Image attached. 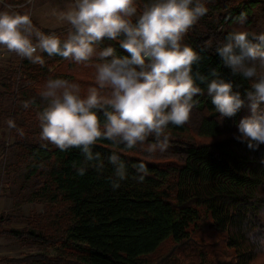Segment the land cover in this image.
Returning <instances> with one entry per match:
<instances>
[{
  "label": "trees",
  "instance_id": "1",
  "mask_svg": "<svg viewBox=\"0 0 264 264\" xmlns=\"http://www.w3.org/2000/svg\"><path fill=\"white\" fill-rule=\"evenodd\" d=\"M151 2L136 0L138 12ZM201 2L208 8L204 16L217 13L218 24L207 27L205 33L192 30L184 35L182 45L190 46L202 57L193 65V74L199 71L210 80V73L215 69L222 78L233 82L234 91L243 95L250 88V82L234 76L215 49L232 31L264 33V0ZM241 13L246 16L244 23L237 20ZM70 27L55 34L63 38ZM109 44L116 46L118 54H127L114 41L105 40L100 47ZM50 58L65 64L49 72L48 65L36 66L27 59L21 61L20 68L30 85H21L16 92L12 89L15 70H2L5 74L0 77L1 94L18 102H29V107L36 109L38 114L47 104L40 92L48 79L61 78L77 83L82 95L89 87L96 86L93 66L76 64L59 56ZM67 61L74 63L73 69ZM197 85L204 94L194 97L199 103L193 108L189 122L183 127L169 125L166 131L172 146L166 152L152 154L151 158L140 145L126 149L122 144L114 146L111 141L99 140L93 150L104 158L103 171L87 167L85 174L80 176L77 169L85 159L80 149L61 151L46 141H17L32 159L33 167L45 173L35 196L47 198V210L35 219L42 223L38 233L4 229L9 219L0 214V235L25 238L54 246L56 250L52 256L37 253L5 261L264 264V253L257 251L247 234L255 226L264 230V145L251 150L246 142L235 138L239 135V120L251 114L247 103L235 116L221 121L207 95L206 83L197 80ZM259 110L264 112V103ZM18 114L19 110L15 109L6 112L5 119H1H16ZM19 127V123L15 124L9 128V133L16 135ZM113 151L121 156L128 173L117 189L111 186L114 167L107 161ZM141 161L146 163L149 175L138 182L132 166ZM165 244L171 245V249L161 257L150 259Z\"/></svg>",
  "mask_w": 264,
  "mask_h": 264
},
{
  "label": "clouds",
  "instance_id": "2",
  "mask_svg": "<svg viewBox=\"0 0 264 264\" xmlns=\"http://www.w3.org/2000/svg\"><path fill=\"white\" fill-rule=\"evenodd\" d=\"M137 11L136 0H74L58 15L71 26L63 38L35 28L27 12L0 11V48L41 66L45 60L38 53L95 69L96 86L83 95L77 83L47 80L40 92L47 104L37 114L41 141L61 151L80 149L85 158L77 169L80 176L87 167L103 171L104 158L93 150L99 140L126 149L140 145L151 158L172 146L169 125L183 127L189 122L199 103L194 97L204 94L199 80L206 83L221 121L247 103L251 114L239 120L235 138L251 150L264 145V112L259 110L264 103V33L232 31L215 49L234 76L250 82L242 95L215 69L210 80L199 71L193 74V65L202 57L181 41L208 12L201 0H152L139 15ZM237 20L244 23L246 16L241 13ZM105 40L116 42L127 54H118L113 44L100 47ZM10 127H14L11 122ZM107 161L114 167L111 186L117 189L128 175L125 162L115 151ZM132 167L138 182L149 175L143 161ZM247 234L257 251L264 253V230L255 226Z\"/></svg>",
  "mask_w": 264,
  "mask_h": 264
},
{
  "label": "rangeland",
  "instance_id": "3",
  "mask_svg": "<svg viewBox=\"0 0 264 264\" xmlns=\"http://www.w3.org/2000/svg\"><path fill=\"white\" fill-rule=\"evenodd\" d=\"M54 9H48V7H41L42 0H31V3L26 6L25 11H21V7L17 10L23 14L25 12L30 13L32 9L40 10L44 13V19L50 21V25H53L52 19H59L58 15L61 12L67 11L73 4L74 0H51ZM50 1V2H51ZM202 1V0H201ZM0 11H13V7L0 2ZM140 13L137 11V15ZM49 17V18H48ZM135 17L133 18V20ZM62 21L61 23H65ZM218 24L217 13L206 17L202 16L189 31L196 30L198 32L205 33V30L209 26H215ZM70 26V25H69ZM68 26V27H69ZM67 27L60 28L58 30H41L45 34H55L60 30H64ZM40 54L45 63L48 65V71L51 72L57 69L63 61H55L54 59ZM16 56L14 53H9L3 48H0V77L5 74V71L11 69L15 70L14 84L12 86L13 91H17L22 85H30L25 81L26 74L19 67L15 68ZM26 59L23 58L22 61ZM70 61V60H68ZM67 65H74L72 62H68ZM12 63H14L12 65ZM36 66H41L35 64ZM71 68V67H69ZM73 69V66L72 68ZM83 69V68H82ZM73 71V70H72ZM82 72L81 70H76ZM2 87H0V214L4 218L9 219V222L4 223L3 228H13L17 231H33L38 233L41 230L42 223L35 220L38 215L44 213L47 210L48 200L43 197L38 199L36 195L39 184L45 179V173L39 168L35 169L32 165L33 161L16 143L17 141L24 140L28 143H34L40 141V124L37 119V110L31 107H24L23 102H18L13 98H8L1 94ZM19 110L17 118L9 117L7 120H2L1 117H5L6 112H13V110ZM5 119V118H4ZM10 122L12 124H20L16 135L9 133ZM171 249V245H163L150 259L161 257ZM56 248L54 246H45L40 243L29 241L25 238L17 239L11 236L0 235V264H31V263H16L8 262L5 259L15 258L20 259L27 255H34L37 253H46L48 255H54Z\"/></svg>",
  "mask_w": 264,
  "mask_h": 264
},
{
  "label": "crops",
  "instance_id": "4",
  "mask_svg": "<svg viewBox=\"0 0 264 264\" xmlns=\"http://www.w3.org/2000/svg\"><path fill=\"white\" fill-rule=\"evenodd\" d=\"M50 1L51 0H42L41 7L45 6V7H48V9H54V5L52 1L51 2ZM0 2L3 4H7L9 6H12V7H16L14 12H19L17 8L21 7V11L22 10L25 11L26 6L29 5V3H31V0H0ZM30 16H31L33 25L35 26V28H37L40 31L41 30H58L60 28L69 26L67 22L59 24L60 22H62V20L60 19H56V20L52 19L53 25H50V21L48 22V20L44 19L45 17L44 13L41 12L40 10L32 9L30 11Z\"/></svg>",
  "mask_w": 264,
  "mask_h": 264
},
{
  "label": "built area",
  "instance_id": "5",
  "mask_svg": "<svg viewBox=\"0 0 264 264\" xmlns=\"http://www.w3.org/2000/svg\"><path fill=\"white\" fill-rule=\"evenodd\" d=\"M15 9H16V7H13V10L15 11ZM30 14V13H29ZM47 34H50V33H47ZM15 54V53H14ZM15 56H16V63H15V65H17V66H20V64H21V61L23 60V58H21V57H19V56H17L16 54H15Z\"/></svg>",
  "mask_w": 264,
  "mask_h": 264
}]
</instances>
